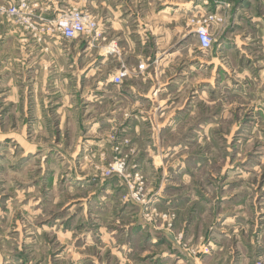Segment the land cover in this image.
Masks as SVG:
<instances>
[{"label":"crops","instance_id":"1","mask_svg":"<svg viewBox=\"0 0 264 264\" xmlns=\"http://www.w3.org/2000/svg\"><path fill=\"white\" fill-rule=\"evenodd\" d=\"M29 1L38 9L34 10L36 19L43 17L46 20L55 19L77 3L68 0L64 7L63 0ZM87 1L97 9L91 11L104 29V36L97 46H93L87 36L65 39L58 33L47 34L39 40L23 24L0 14V126L6 125L7 140L12 139L18 147L15 154L8 145V172L14 175L22 169L24 174L34 160L43 159L41 169L74 175L75 182L68 184L70 190L87 189L93 192L89 198L97 195L96 203L94 199H85L87 206L83 211L87 208V216L99 222L102 216L109 217L112 213V207L120 200L125 187L119 176H113L107 182L95 176L98 171L94 162L104 166L113 156L108 136L116 131L120 137L130 139L136 150L131 160L136 161L139 169L149 177L150 190L156 192L154 189L159 187L161 193L155 199L156 204L161 206L162 201L167 206H175L182 201L181 206H191L198 197L189 195L186 200V196L179 193L183 187L193 185L197 179L193 173L201 169L193 168L199 165L196 158L191 166L185 165L180 144L199 134L190 136L181 132L192 126L201 128L207 123L202 114L205 106L200 105L202 97L214 89L212 83L207 86V79L219 76L221 80L227 76V68L236 54L242 65L252 62L251 55L242 50L245 42H239L237 38L238 26L244 19L240 17L244 0H240L239 10H232L231 30L228 28L220 35L209 59L189 25L193 14L208 12L206 0H198L201 4H192L191 0ZM192 7L196 10H191ZM215 7L222 15L229 11L223 10V5ZM253 20H257L259 26L261 24L264 34V12ZM142 63L146 68L139 71L138 66ZM210 63L215 66V72L208 73ZM122 64L135 72L118 85L112 81V76ZM233 73L232 70L231 75ZM190 80L197 81L195 88L187 87ZM217 120L221 123L222 118H215V125ZM27 128H32L34 135L45 137L29 139ZM48 128H57L59 133L50 135ZM63 128H71L72 132L64 136ZM124 150L128 148L124 147ZM179 153L180 157L174 162ZM167 175L169 179H166ZM95 191L101 193L95 194ZM206 196L201 194L200 198ZM78 203L85 205L81 199ZM34 204L40 205L36 211L40 213V199ZM207 204L204 206H211ZM98 206L106 213L98 211ZM75 207L73 205L70 214L59 219V234L62 241L71 242L72 260L75 256H85L82 248L73 242L79 238L75 226L86 214H77ZM219 214L221 224H235L242 217L232 211ZM45 216L42 215L44 220ZM4 223L9 224V217L4 221L0 216V245L9 239ZM84 228L83 234L91 240L93 233ZM104 230L107 231L102 226L100 232L105 243ZM46 231V227L39 228L37 237ZM191 231L192 228L190 235ZM163 235L168 238V232L164 231ZM216 241L218 246L213 244L220 247L221 239L218 237ZM0 261V264H9L2 256Z\"/></svg>","mask_w":264,"mask_h":264},{"label":"rangeland","instance_id":"2","mask_svg":"<svg viewBox=\"0 0 264 264\" xmlns=\"http://www.w3.org/2000/svg\"><path fill=\"white\" fill-rule=\"evenodd\" d=\"M191 1L192 4L202 3L198 0ZM206 1L208 12L193 14L189 25L194 31L196 22L203 21L210 15L221 19L211 24V33L216 44L223 32L228 28L231 30L232 10L233 12L239 10L237 8L242 1ZM75 2L77 3L69 8L77 7L92 14L91 10H97L89 5L87 0ZM29 3L33 10H38L34 4L30 1ZM67 3L68 0L62 1L64 7ZM216 5H223V10L229 11L222 15L216 12ZM191 10L196 9L192 7ZM240 10V17L244 19L238 26L237 38L238 41L245 42L242 50L251 55L250 61L253 63L246 62L242 65L239 54H236L230 63L231 66L227 68L229 72L227 76L221 80L219 76L207 79V86L211 85L210 83L214 86L210 93L202 97L200 103L201 106L202 104L205 106L202 114H205L207 123L201 128L192 126L181 132L190 136L199 134L193 140L180 145L183 148L181 152L185 155V165L191 166V162L196 158L199 159V165L193 168L201 170L193 173V177L197 178L193 185L183 187L184 190L179 194L186 196V200L189 195L191 197L195 195L198 199L192 201L191 206H181L182 201L175 206L171 204L167 206L166 202L162 204L161 201V206H158L155 199L161 191L158 190L159 187L154 189L156 192L150 190L149 177L139 169L136 161L131 160L136 150L131 146L130 139L124 137L129 140V144L124 145L122 149L123 155L126 156V178L119 177L124 181L125 187L122 188L120 200L116 198L118 200L112 207L109 217L106 215L101 217V220L108 222L95 221L87 216L88 209L83 211V207L87 206L85 199H94L96 203L97 195L89 198V194L93 192H88L87 189L70 190L68 184L75 182L74 175L65 171L55 174L49 169H41L40 162L44 161L43 159L34 160L29 171L24 174L22 169L14 175L8 172V145L15 154L18 147L12 139L7 140L8 128L2 125L0 216L4 217V221L9 217V224L3 225L9 239L0 245V256L4 260L9 264H79L81 261L83 264H264V34L261 24L259 26L257 20H253V17L255 19L262 16L264 0H244ZM101 40L93 42L92 45L97 46ZM203 51L209 59L214 53V46L212 50ZM213 70L215 72L216 68L210 63L208 73ZM232 70L235 73L231 75ZM190 81L192 82H189L190 85L187 87L195 88L197 81ZM215 118H222L221 123L217 120L215 125L213 121ZM48 129L50 135L55 136L56 132L59 133L57 128ZM62 131L64 136L72 132L71 128H63ZM33 133L32 128H27L26 137L29 139L45 137ZM116 133L113 131L108 136L111 141L112 158L104 166L94 162L98 171L95 176L101 178V181L107 182L113 177H107L104 171L116 160L114 137L123 138ZM124 147L128 150H124ZM180 155L181 153L175 156L174 162H177ZM138 173L140 181L135 179ZM166 179H169L168 175ZM95 181L98 182V178ZM128 182L143 187L142 194L151 199L152 206L149 211L151 208L156 209L158 215L150 219L145 214L147 210L141 204L124 199L129 193ZM30 188L33 190L29 191ZM100 193L101 191H95V194ZM201 194H206V198H200ZM38 199L42 204L40 213L36 212L40 205L34 204ZM80 199L85 205H78ZM205 203L211 206H204ZM71 205L76 206L73 209L78 208L77 214H86L75 226L79 238L73 242L79 249L82 248L85 256L77 258L73 255L76 258L74 260L69 247L70 240L62 241L63 237L59 234L61 225L59 219L70 214ZM97 208L98 211L106 213L102 207ZM227 211L240 214L242 216L240 221L235 224H221L219 213L226 214ZM43 214H46V220L42 217ZM164 215L171 216V219H166ZM11 217H14L13 222ZM138 217L141 220H138ZM102 226L107 230H104L105 243L100 232ZM44 227L47 231L38 238V229ZM84 227L93 233L91 240L83 234L86 231ZM190 228L193 229L191 235ZM164 231L168 232V238L163 235ZM218 237L221 239V249L213 244L217 245ZM86 242L91 244L87 246ZM119 251L120 255L117 254Z\"/></svg>","mask_w":264,"mask_h":264},{"label":"built area","instance_id":"3","mask_svg":"<svg viewBox=\"0 0 264 264\" xmlns=\"http://www.w3.org/2000/svg\"><path fill=\"white\" fill-rule=\"evenodd\" d=\"M0 14L6 16L9 20L15 23L23 24L28 28L37 39L42 40L45 35L58 33L65 39H75L79 36H87L91 42L99 41L104 36V29L98 22L96 17L88 10L80 9L77 7L66 9L61 12L55 19L46 20V18L38 17L32 9L28 0H10L7 2L0 1ZM221 19L215 18V16H208L203 21L196 22L194 32L198 39L200 48L202 50H212L214 46V38L211 33V24L214 21H220ZM146 68L145 63L139 64L138 70L142 71ZM135 72L134 69L129 68L126 64H122L120 68L113 74L112 81L115 84L122 85L126 78L131 76ZM116 145L114 147L116 151V160L111 163L104 174L107 177L118 175L126 178V161L125 155H123V146L129 144L127 138L114 137ZM136 181H140L139 173L136 174ZM129 193L124 196L126 201H132L137 204H141L147 212V217L158 215L156 209L149 211L152 203L151 199L142 194L143 187L135 186L128 182ZM151 213V215H150ZM150 215V216H149ZM166 219H171V216L164 215Z\"/></svg>","mask_w":264,"mask_h":264}]
</instances>
